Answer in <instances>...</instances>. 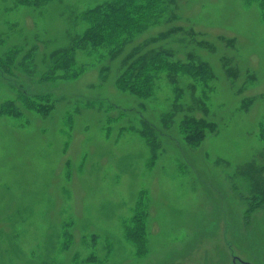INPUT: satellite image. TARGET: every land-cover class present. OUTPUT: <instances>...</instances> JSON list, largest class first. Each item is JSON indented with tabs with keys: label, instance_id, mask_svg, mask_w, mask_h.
<instances>
[{
	"label": "rangeland",
	"instance_id": "1",
	"mask_svg": "<svg viewBox=\"0 0 264 264\" xmlns=\"http://www.w3.org/2000/svg\"><path fill=\"white\" fill-rule=\"evenodd\" d=\"M105 1L0 0V59L21 52L0 65V264H264V206L248 210L238 175L250 163L264 175V3L175 0L118 58L78 51L81 76L41 81L49 54ZM142 45L202 63L211 79L176 75L178 100L166 73L148 99L121 92L120 62ZM23 96L52 107L39 114ZM186 118L214 126L197 147L180 134ZM142 123L158 133L154 160ZM139 198L144 253L124 230Z\"/></svg>",
	"mask_w": 264,
	"mask_h": 264
},
{
	"label": "trees",
	"instance_id": "2",
	"mask_svg": "<svg viewBox=\"0 0 264 264\" xmlns=\"http://www.w3.org/2000/svg\"><path fill=\"white\" fill-rule=\"evenodd\" d=\"M50 1L12 0L15 7L30 6L33 8H42ZM174 1L109 0L86 10L80 16V21L86 26L85 29L80 35L73 37L69 45L49 54V64L41 75L40 80L51 82L60 78L71 81L81 76L85 68L79 66L75 60L76 52L78 51L103 50L105 57L110 60L118 58L122 54L124 47L132 41L135 35L144 31L149 24L158 22L159 17L164 12H167L168 6L174 4ZM263 3V0L259 1L260 6ZM143 45L135 47L122 58L120 62L122 70L115 81V86L119 91L127 92L136 98L148 99L153 95L158 76L166 73L169 77V82L173 86L176 100H178L180 94L176 86V75L191 77L193 80L202 79L203 84H206L211 79V73L204 64L198 63L195 65L192 62L181 63L172 61L173 54L165 50L142 53ZM34 50L31 48L24 54L23 61L27 63V65L23 66L25 71L29 70L28 64L33 61ZM20 53L17 48L9 50L0 59L1 67H11ZM21 99L27 109L39 114L44 115V111L52 107L48 102H45L46 104L43 106L40 101L31 100L25 96L21 97ZM40 99L44 98L40 97ZM6 108L5 113L8 114L9 111H6ZM14 112L16 114L19 113L18 110H14ZM165 117L171 121L173 115L170 114ZM164 121L163 119L162 122ZM212 129H214L213 124H209L204 120L186 118L179 123L180 134L191 147L199 146L204 139L206 131ZM139 134L151 148V159L154 160L159 148L158 133L149 124L142 123V129ZM262 172L263 169H257L253 163L247 164L238 170V175L245 178L248 183L247 207L249 211L264 206V175ZM134 213L130 219L131 226L125 225V236L137 247L136 251L142 250L144 253L146 212L141 198L136 204Z\"/></svg>",
	"mask_w": 264,
	"mask_h": 264
}]
</instances>
